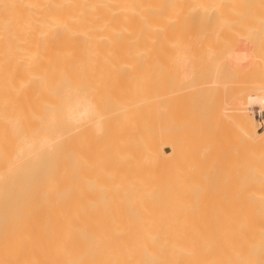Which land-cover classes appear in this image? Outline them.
<instances>
[{"label":"bare ground","instance_id":"1","mask_svg":"<svg viewBox=\"0 0 264 264\" xmlns=\"http://www.w3.org/2000/svg\"><path fill=\"white\" fill-rule=\"evenodd\" d=\"M0 264H264V0H0Z\"/></svg>","mask_w":264,"mask_h":264}]
</instances>
